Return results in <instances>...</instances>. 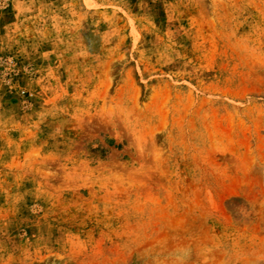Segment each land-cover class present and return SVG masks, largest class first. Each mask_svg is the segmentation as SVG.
I'll return each mask as SVG.
<instances>
[{"label": "rangeland", "instance_id": "374dc122", "mask_svg": "<svg viewBox=\"0 0 264 264\" xmlns=\"http://www.w3.org/2000/svg\"><path fill=\"white\" fill-rule=\"evenodd\" d=\"M0 264H264V0H0Z\"/></svg>", "mask_w": 264, "mask_h": 264}]
</instances>
